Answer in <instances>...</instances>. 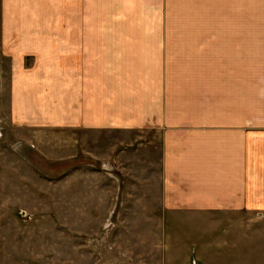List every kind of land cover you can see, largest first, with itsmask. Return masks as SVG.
Wrapping results in <instances>:
<instances>
[{"label": "crops", "instance_id": "obj_1", "mask_svg": "<svg viewBox=\"0 0 264 264\" xmlns=\"http://www.w3.org/2000/svg\"><path fill=\"white\" fill-rule=\"evenodd\" d=\"M213 2L0 0L8 118L16 128L124 131L137 134L135 144L148 138L139 161L146 155L148 164L158 146L160 213L147 215L153 201L146 191L136 199L137 218L220 214L222 264H264V0H219V20L204 15H211ZM173 12L194 16L170 18ZM218 44L220 66L213 68ZM116 157L137 160L126 150ZM116 199L95 192L90 212L68 202L62 234L82 236L87 219L105 236L113 230L106 221ZM4 220L0 213V236ZM74 245L66 240L61 264H69L70 251L76 264L83 260L84 250ZM96 246L99 264L101 250L110 249ZM50 257L0 238V264H52Z\"/></svg>", "mask_w": 264, "mask_h": 264}, {"label": "rangeland", "instance_id": "obj_2", "mask_svg": "<svg viewBox=\"0 0 264 264\" xmlns=\"http://www.w3.org/2000/svg\"><path fill=\"white\" fill-rule=\"evenodd\" d=\"M219 9V0H214L211 15H204L219 20ZM169 16L190 19L194 14L173 12ZM213 52L210 61L212 67L217 68L220 66L219 44L213 45ZM198 62L208 64V59L195 61ZM8 68V59L0 58V213L5 216L4 235L0 238L6 246L30 245L36 257L50 255L52 264H61L60 260L65 259L67 239L84 250L80 264L97 263L94 262V250L99 243L110 249V253L101 250L103 261L99 264H222L223 222L220 214L181 213L171 218L167 214L163 220L144 219L143 222L137 218L142 209L136 199L146 191L153 201L147 215L152 217L160 213L159 204L155 202L159 182V148L156 144L148 156V164L146 155L141 164L140 143L145 144L149 139L138 137V144L130 143L137 138L136 133L84 134L76 130L14 127L8 118ZM95 138H99V143ZM114 145L110 157L109 146ZM124 150L133 154L136 164L117 161V154ZM68 154L69 159L66 158ZM141 180H147L149 187L142 189ZM95 192L117 197L112 221L109 222V218L106 221L107 227L113 230L105 236L98 235L97 230H92L93 222L86 219L81 226L84 228L82 236L66 237L61 231L62 227H67L61 214L67 209L68 202L73 210L81 205L85 212H90L95 207L87 201H92ZM44 212L50 214L48 219L37 216ZM44 244L51 247V252L44 250ZM70 258L69 264H76V251H70ZM20 260L24 259L21 257ZM28 264L44 263L37 259Z\"/></svg>", "mask_w": 264, "mask_h": 264}]
</instances>
